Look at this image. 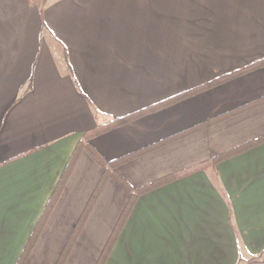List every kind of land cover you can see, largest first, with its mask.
Listing matches in <instances>:
<instances>
[{"label": "crops", "instance_id": "obj_1", "mask_svg": "<svg viewBox=\"0 0 264 264\" xmlns=\"http://www.w3.org/2000/svg\"><path fill=\"white\" fill-rule=\"evenodd\" d=\"M263 57L264 0H0V264L18 263L87 131ZM247 77L93 144L115 160L264 95ZM262 135L264 106L118 172L138 188ZM104 172L80 152L25 264L57 263ZM129 198L109 177L65 264H96ZM263 256L264 143L139 196L106 264Z\"/></svg>", "mask_w": 264, "mask_h": 264}, {"label": "trees", "instance_id": "obj_2", "mask_svg": "<svg viewBox=\"0 0 264 264\" xmlns=\"http://www.w3.org/2000/svg\"><path fill=\"white\" fill-rule=\"evenodd\" d=\"M264 68V57L260 58L253 63L244 66L240 69H237L235 71L225 73L222 75H219L203 84H200L196 87H193L189 90H185L183 92H180L174 96L168 97L160 102L154 103L144 109H141L139 111L133 112L131 114L122 116V117H116L111 119L107 123H99L94 129L87 131L84 134L83 139L79 143L76 151L74 152L71 161L69 162L64 175L62 177V180L60 181L59 185L55 189L52 198L48 204V207L45 209L43 216L39 222V224L36 226L31 239L27 243L23 254L21 255L19 261L17 264H25L27 259L29 258L31 251L35 245V243L38 240L39 235L41 234L49 215L51 214L55 203L57 202L58 197L60 196L64 183L66 179L68 178V175L74 166L78 155L83 149H87L105 168L104 175L100 182L98 183L97 187L95 188L85 210L83 211L78 223L76 224L74 231L67 242L62 254L60 255L58 261L56 264H64L66 258L68 257L74 242L77 240L78 236L81 233V230L86 223L88 217L90 216L93 208L95 207L103 189L104 186L109 179V177H113L115 180H117L130 194V199L125 205L123 212L115 225L105 247L103 248L101 255L97 261L96 264H105L107 259L110 256V253L123 229L125 226L127 219L134 207V204L139 196L146 194L154 189L160 188L162 186H165L167 184H170L172 182H175L177 180H180L184 177L190 176L196 172L199 171H206L210 168L214 169L219 163L232 158L236 155H239L241 153H244L258 145H261L264 143V135L260 136L257 139L251 140L247 143H244L240 146H237L235 148H232L230 150H227L218 156L206 160L204 162H201L197 165L191 166L189 168H185L183 170L177 171L175 173L169 174L167 176H164L162 178H159L151 183H148L144 186L133 188L126 179H124L118 172V168L128 162H131L137 158H140L146 154L152 153L154 151H157L159 149H162L164 147H167L173 143H176L178 141H181L183 139H186L192 135L198 134L200 132H203L207 129H210L212 127H215L217 125H220L230 119H233L235 117H238L242 114H245L247 112L253 111L255 109H258L262 106H264V95L259 96L257 98H254L250 101H247L245 103H242L240 105H237L223 113L217 114L215 116H212L202 122H199L193 126H190L184 130H181L173 135H170L166 138H163L155 143H152L144 148H141L139 150H136L134 152H131L127 155L121 156L115 160H107L103 154L94 146L93 140L109 131H112L114 129L120 128L122 126H125L131 122H134L144 116H147L149 114L158 112L160 110L166 109L168 107H171L175 104H178L180 102H183L189 98H192L194 96H197L199 94H202L206 91H209L217 86H220L228 81H231L233 79L242 77L248 73H251L255 70ZM102 113H99V115ZM264 262V256L252 259L247 264H254V263H263Z\"/></svg>", "mask_w": 264, "mask_h": 264}, {"label": "rangeland", "instance_id": "obj_3", "mask_svg": "<svg viewBox=\"0 0 264 264\" xmlns=\"http://www.w3.org/2000/svg\"><path fill=\"white\" fill-rule=\"evenodd\" d=\"M244 76H249V77H247L246 79H248L245 83H243V84H248L247 86H248V89L249 90H258V92L259 91H261L260 89H259V87L260 86H258L260 83L259 82H262V80H264V68H261V69H258V70H255V71H253V72H251V73H248V74H246V75H244ZM243 77V76H242ZM257 78H259L260 80H257ZM238 78H236V79H233V80H237ZM233 80H231V81H233ZM231 81H228V82H231ZM241 83L238 81L237 83L236 82H234V84L231 86V85H229L230 87H236V86H239ZM218 87V86H217ZM253 88H255V89H253ZM237 88H233L232 90H236ZM231 90V91H232ZM227 92V91H226ZM222 94V93H221ZM256 94H257V91H256ZM249 95H251V94H249ZM247 97V96H246ZM217 98H220V97H217ZM216 98V99H217ZM125 189V188H124ZM126 190V189H125ZM127 191V190H126ZM128 192V191H127ZM130 199V198H129ZM94 209V208H93ZM93 211V210H92ZM82 231V230H81ZM79 237H80V235L78 236V238H77V240L74 242V245H73V247L76 245V243H77V241H78V239H79ZM73 247H72V249H73ZM71 249V250H72ZM71 252V251H70ZM70 254V253H69ZM100 255H101V253H100ZM100 255H99V257H100ZM68 257H69V255H68ZM68 257L66 258V260H65V262L67 261V259H68ZM99 257H98V259H99ZM98 259H97V261H98ZM97 263V262H96ZM65 264V263H64ZM106 264V263H105Z\"/></svg>", "mask_w": 264, "mask_h": 264}]
</instances>
